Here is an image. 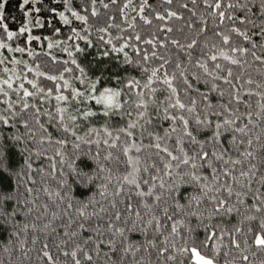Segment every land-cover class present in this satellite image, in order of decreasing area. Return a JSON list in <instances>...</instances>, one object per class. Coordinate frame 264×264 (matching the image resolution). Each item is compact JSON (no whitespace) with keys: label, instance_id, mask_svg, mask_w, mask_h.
I'll return each instance as SVG.
<instances>
[{"label":"snow or ice","instance_id":"obj_1","mask_svg":"<svg viewBox=\"0 0 264 264\" xmlns=\"http://www.w3.org/2000/svg\"><path fill=\"white\" fill-rule=\"evenodd\" d=\"M85 2L87 7L84 3L80 7L88 14L82 15L80 11L73 10L72 0H64L63 11L57 13L56 7L50 8L49 11L56 13L64 25L72 24V20L65 14L66 12L70 13L75 20L88 25L89 16L99 17L100 14L95 8L97 0H85ZM116 2L117 0H112V3ZM164 2L171 5L173 0H164ZM23 3L28 4L29 0H23ZM131 3L132 0H127L123 6L124 9L128 8ZM191 3L195 5L196 0H191ZM203 3L212 9L209 13V16L213 18L211 26L203 16H196L192 9H188L187 3L181 5L184 9H188L192 16H196L200 24L197 28L191 20L187 22L191 35L184 37L186 43H182L180 39L167 36L160 38L155 35L151 39L142 40L140 34L136 33L134 37L130 36L127 39L116 37L117 40L123 39V43L117 47L113 44V38L109 34L106 44L111 45L112 52L124 54V63L132 64L125 48L131 46L137 54L143 52L135 65L140 68L142 73L147 74L143 84L140 80L132 77L127 79L121 87L105 86L103 69L100 67L103 61H97V67L93 68L91 61L87 59L89 55L87 48L103 47L105 38L100 35L94 45L87 35H81V31L76 28L69 30L65 40L53 42L49 37H45L48 40V49L58 47L62 53H67L68 56V59H58L50 51L45 53L54 64L61 65L57 74L40 71L38 65L33 68L27 65V61L15 58L11 60V63L24 64L27 67V72L35 73L34 79H28L25 72L17 73L15 69L3 68V72L10 73V75L6 79L0 78V94L7 98L10 91L15 92L18 99L15 102L4 101L7 104L4 111L11 110V112L10 115L0 114V126L11 124L15 127L13 121L20 115V112L15 111V104L18 103L20 111L25 115H28L27 110L34 109L29 118L20 121L27 132L31 133L28 139L35 140L36 138L33 128L29 126V119H31L39 125V129L43 130L39 141L41 144L47 141L59 146L56 155L60 157L61 163L64 162L63 149L69 143L72 144L74 150H78L81 143L95 144L97 148L103 143L111 149L116 148L117 142H120L123 145L122 152L126 157L122 161L125 172L121 177L116 178L119 182L115 186L114 192H109L108 189L111 176L104 177L108 183L98 185V193H94L87 202L80 201L72 195V186L65 179L58 181L60 188L54 192L45 187L43 191L56 209L51 211L48 203L37 206L35 198L29 197L22 200L18 195L13 194V188L16 193H19L21 184L25 185L24 191L29 194L34 189L28 187L27 181L22 179L24 173L15 171L12 159L15 143L9 142V137L0 127V222L19 223L15 220L17 214L22 213L24 216H28L34 210L40 213L35 217L36 220L48 218L47 222L39 229L35 222L22 225L25 232L31 228L33 231L39 230L44 233L41 255L38 257L40 261H46L47 264H98V261L100 264H116L112 257L119 255L120 264H124L125 256L129 254L135 256L136 252L144 246L135 241L130 242L129 234L141 233L146 238L149 230L154 235L163 236L159 246L154 240L146 239L145 243L147 247L156 250L157 257L162 258L164 264H221L222 249L228 247L224 243L226 237L229 239V244L239 250L240 264L249 259L247 255H243L242 243L247 247L254 245L259 251L264 252V217L245 215L244 220L257 221L255 228L249 226L247 232L239 224L222 227L220 224L211 223L217 217L223 219L234 213L240 214L241 206L245 205L244 198L249 193L257 202L252 206L255 211L264 212V193H261L259 189L252 190L250 187L252 178L258 171L256 164L249 163L247 171L240 170L238 176L234 174L237 165H244L245 161L254 157L255 154L248 148L240 151V146L245 144V140L239 139V135H247L248 125L236 126V122L241 120L245 114L239 113L238 108L233 110L229 105L233 102L237 105L246 102L240 95V88L243 85L237 87L234 83L241 77L234 74L232 68L228 66H242L246 61H242L241 58L249 54L255 61L264 63V55H257L254 51L257 44L248 34V28L241 30L240 27L235 26L239 21L240 24L257 29L258 31L253 35L264 38V0H203ZM3 7L4 4L0 3V27L5 29L8 41L31 31L27 26L21 27L19 33L8 31L7 24L2 23ZM103 7L108 8L109 5L103 4ZM152 7L149 0H141L137 14L145 24L152 23L148 16L143 15L145 9ZM254 8L255 11H253ZM233 9H239L245 15L243 17L236 16ZM35 11L39 12L40 9L36 8ZM155 17L161 21L174 18L183 19L176 11L169 10H166V15L155 13ZM124 19L127 20V16ZM226 21H231L232 25H226ZM99 22L98 20L97 23ZM104 23L109 22L104 21ZM37 26H41L39 22ZM111 26L119 27L115 24H111ZM128 27L135 28V17ZM89 30H91L90 27ZM160 30L165 33L173 31L166 25ZM53 31L59 33L60 28H54ZM97 31L108 33V27L98 28ZM179 31H183V29H179ZM209 31L212 32L211 39L205 35ZM232 33L244 41L250 42L252 47L237 45L233 41ZM215 38H219L220 45L214 42ZM40 39L39 36L29 35L27 42L30 44L32 41ZM133 39L142 44L151 45L153 50L149 52L147 49L130 44L129 42ZM77 41H84V46L82 47ZM158 45L165 49L171 45L176 51L171 55H161L155 50ZM259 47L264 51V43ZM0 49L17 53L27 51L29 56L36 55L31 48H13L2 38H0ZM100 55L109 56L110 53L105 50ZM6 59V57L0 59V65L4 64ZM149 60L159 61V63L155 67H149L147 66ZM221 60L226 61L227 65L218 62ZM209 62H212L211 69ZM69 64L74 68L69 67ZM189 66L195 70L190 71ZM65 73L73 74V80L82 87H77L69 79H66ZM41 77L51 82V86H41L39 83ZM108 79H116L118 84L121 80L118 75ZM25 80L32 90L25 87ZM218 81L231 91L226 93V89L222 88ZM246 83L252 85L255 82L248 79ZM14 84L17 86L13 87ZM201 84L205 86L204 91L201 90ZM125 88L135 95V99L129 97L131 103L124 99L128 95ZM63 89L69 90L67 94ZM158 92L163 94V99L157 98ZM212 94H215L217 98L215 103ZM226 94L230 98L229 102L221 103L220 101ZM247 94L252 95L253 93L249 89ZM255 95L264 96V93L257 92ZM37 96L41 100L55 99L58 105L55 112L41 113L39 107L28 102L29 98ZM85 101L94 102L95 105L101 107L94 109L92 106L81 110L78 105L84 104ZM73 103L77 105L76 114L69 113L68 110V105ZM126 104L131 110H125ZM150 107L154 110L153 112H149ZM261 108L264 109V105H261ZM134 113L135 118L132 119ZM101 114L106 118L102 131L107 137L112 138L111 143H109V139L85 138L86 136L91 137L93 134L100 137V128L89 127L85 136L78 134L81 125L77 121L80 117L88 121ZM41 115L48 117L47 127L39 122ZM246 115L250 119L252 114L249 112ZM113 117L125 120V126L118 128L115 136L108 126V121ZM154 120L163 134L147 132L148 136L152 138V143L149 145L137 144L134 130L139 129L142 138L144 132L147 131L146 126L153 125ZM165 122L167 127L163 126ZM50 128L52 131L49 130ZM54 132L61 138H54ZM121 134L125 139H121ZM69 137L75 139L70 140ZM21 139L22 137L19 135L11 136V141L16 143ZM256 139L259 140V136ZM169 141L174 142L172 146H169ZM252 143V139L247 140L248 146H251ZM226 144L230 145L232 151L238 152L243 159H234L230 148L225 146ZM142 147L154 149V154L159 161V163L153 162L150 165L155 172V175H152L150 179L144 178L142 175V173H148L149 166H142L140 156L130 155L133 149L137 153L141 152ZM260 147L264 149V145H260ZM36 155L39 156L41 153L38 152ZM99 157L100 152L97 150L96 155L91 156V159L100 167V171L110 173L111 169L103 167ZM49 159L52 161L50 168L55 170L57 167L55 157H49ZM113 159L119 161V157L114 158L111 151H108L104 156V160L112 161ZM28 167L30 168L31 165L29 164ZM68 167L74 173L76 172L74 161L69 163ZM47 175L55 178V171L49 172ZM65 175L67 174L65 173ZM78 175L86 177V183H90L93 179L87 173L80 172ZM13 176L16 178L14 185L11 183ZM173 177H178V179H173ZM241 178H246L248 182L240 183ZM31 182L36 183L35 180ZM234 183L240 184V190L233 187ZM257 183L264 186V175L257 180ZM184 185H190L200 190L199 195H189L186 204L180 203V199L183 198L180 189ZM145 186L147 187L145 188ZM158 189L162 191L158 192ZM165 191L168 193L167 196H165ZM97 194L101 200L108 201L110 208L96 199ZM37 195H39L38 190ZM110 196L111 199H109ZM133 196L138 199L133 201ZM148 198H151L152 203L148 202ZM168 199L173 201L171 205L167 203ZM205 201L210 207H204ZM12 203H15L16 207L8 211L7 206ZM96 204H100V207H94L92 211L88 210L89 205ZM118 205L120 206L118 207ZM40 208H43V212H40ZM157 210L159 214H157ZM193 218L196 220L195 225L192 224ZM239 223H243V220ZM165 230H167V234H165ZM198 230L202 231V238L197 234ZM85 233L88 235L85 236ZM13 234L18 235V233ZM237 234L244 237L251 235L252 244L249 245L247 239L237 240ZM49 236L52 237L51 241L48 240ZM37 239H33V244ZM102 245L108 247L107 252L103 251ZM51 249L56 251L53 252ZM60 255L65 258L63 261L59 259ZM223 264H236V260L235 258L232 260L226 258Z\"/></svg>","mask_w":264,"mask_h":264},{"label":"trees","instance_id":"obj_2","mask_svg":"<svg viewBox=\"0 0 264 264\" xmlns=\"http://www.w3.org/2000/svg\"><path fill=\"white\" fill-rule=\"evenodd\" d=\"M0 3L4 4L2 9L3 15V24H7L8 31H16L19 33V29L21 27L27 26L31 29L30 32H25L22 35H18L12 41H8L5 36V29L0 27V38L4 39L6 43L10 44L13 48L15 47H28L31 48L35 56H29L28 52L25 51L24 53H17V52H9L7 49H0V59L6 57V61L4 64L0 65V78H7L10 73H4L3 68L7 67L9 69H15L17 73L25 72L27 73L28 79H34L35 73L27 72V67L24 64L15 65L11 63L13 58L17 60L27 61V65L35 68L37 65L39 66L40 71H44L49 74H57L58 69L61 68V65L54 64L51 61V58L45 53L51 52L52 55L57 56L58 59H68L67 53H62L58 47H54L52 49L47 48L48 40L45 37H49L53 42L57 40H65L67 35L69 34V30L71 28H76L78 31H81V35H87L89 39L92 40L93 44L97 43V39L100 35H103L105 38V45L103 47H88L87 52L89 53L87 59L91 61L92 67H97V61H103L100 67L103 69V75L105 77V86L111 87H121L123 83L132 77H135L137 80L141 81V84L145 82V77L147 74L142 73L140 68L135 66L136 61L143 55V52L137 54L133 47L129 46L125 48V51L128 53V56L132 60V64L124 63V54L123 53H116L111 51V45H107L106 41L109 38V34L113 38V44L117 47L123 43V39L117 40L116 37H122L127 39L128 37L139 33L141 39H151L153 35L156 37L164 38L165 36L173 39H180L182 43H186L187 41L184 39L186 35H191L190 30L187 27V22L191 20L192 23L196 25L198 28L200 26L199 21L196 19V16H203L205 20L208 21L209 25L211 26L213 18L209 16V13L212 9L208 8L207 5L203 3V0H196V4H192L191 0H173L171 5L164 2V0H149V4H151L152 8L145 9L143 15L148 16V18L152 21L151 24H145L143 20L140 19V16L137 14L139 5L141 0H132V3L129 5L128 8L124 9V4L127 3V0H117L116 3H112V0H97L95 4V8L99 12V17H91L89 16L88 25H84L81 21L75 20L74 17L71 16L70 13H65L69 16L72 20L71 25H64L62 21H60L59 16L56 13H52L49 11L50 8L56 7L57 13L59 11L64 10V0H29L28 4H24L23 0H0ZM84 3L85 7L87 4L85 0H72V8L75 11H80L81 14H88L83 11L80 5ZM187 3L188 9H192L196 16H192V13L188 9H184L181 7L182 4ZM103 4H108V8H104ZM39 8L40 11L36 12L35 9ZM136 9V10H134ZM166 10L169 11H176L179 16H182L183 19H172V20H158L155 17V13H159L161 15H166ZM236 16L243 17L245 15L239 9L232 10ZM255 11V8L253 9ZM127 16V20L124 17ZM133 17H135V28L128 27V24L132 22ZM114 18V19H113ZM256 19V17H253ZM100 21L97 23V21ZM104 21H108L109 23H104ZM41 26H37V24ZM111 24L118 25L119 27H112ZM171 27L173 31L171 33L161 32V28L164 26ZM226 25L231 26V21H226ZM236 27H240L241 30H244L246 27L248 28V34L252 36V41L257 44V48L254 49L257 55H264V51L261 50L259 45L264 43V38L253 35L254 32L258 30L255 28H251L246 24H240L239 21L235 24ZM89 27L91 30H89ZM101 27H108V33H100L97 31L98 28ZM54 28H60V32L56 33L53 31ZM223 28V26H222ZM179 29H183V31H179ZM123 30V31H121ZM29 35L32 36H39L41 39L39 41H32L30 44L27 42V37ZM208 38H212V32L209 31L205 34ZM233 41L237 45H243L244 47L251 48L252 45L248 41H244L241 37L237 36L235 33H232ZM203 39V37H201ZM217 45L221 44L219 38H215L214 41ZM71 43V41H69ZM83 47L85 42L84 41H77ZM130 44H134L141 49H147L149 52L153 50L151 45L142 44L139 41H135L134 39L129 42ZM227 48V46H224ZM109 51V56H102L100 55L103 51ZM161 55H171L172 52L176 50L168 46L167 49L160 47L159 45L155 49ZM195 55V53H194ZM183 59V57H181ZM174 59V57H173ZM242 61H246L243 63L242 66H235V65H228L232 68L234 74L239 75L241 78L238 81H234L237 87L243 85L240 88V95L243 97V100L246 103H241L237 105L235 102L231 103L229 106L233 110L236 108L239 109V113L245 114L242 116L241 120L236 122V126H242L243 124L248 125V133L247 135L240 134L239 139L245 140V144L240 146V151H244L245 148H248L249 151L254 152V157H250L248 161H245L244 165H237L236 169L234 170L235 175H239L240 170L247 171L249 163L256 164L258 171H256L255 176L252 178L251 181V189L256 190L259 189L261 193H264V186L257 183V180L264 175V149L260 147V145H264V109L261 108V105H264V96H257L255 93L261 92L264 93V63L259 61H255L252 56L249 54L245 57L241 58ZM224 65H227L226 61H218ZM159 61L149 60L147 66L155 67L157 66ZM83 66V64H82ZM69 67H73V65L69 64ZM209 68H212V62H209ZM189 70L192 69L189 66ZM199 71V70H196ZM223 74V73H220ZM91 75V73H90ZM118 75L121 80L120 83H117L116 79H108L109 77H113ZM65 78L69 79L75 86L82 87L79 83L73 80V74L65 73ZM248 79L253 80L255 83L252 85H248L246 81ZM25 87H28L29 90L31 86L27 84L26 80L24 81ZM39 83L43 87H50L51 82L47 81L46 78H39ZM221 87L226 89L227 91H231L227 86L223 85L222 82ZM17 85L14 84L13 87ZM156 87L157 85H153ZM201 90H205V86L203 84L200 85ZM251 90L253 93L252 95H248L247 91ZM65 93L69 91L68 89H63ZM147 92V90H144ZM125 92L128 93L127 96L124 97L125 100H129L131 103V99H135L134 93L130 92L128 89L125 88ZM157 98L163 99V94L158 92ZM18 99V96L15 92H9V96L6 98L3 94H0V114L2 115H10L11 110L5 112L4 109L7 107V104L4 102L6 100H10L15 102ZM213 102L217 101L215 94H212ZM229 96L226 94L223 98L221 103H228ZM28 102L30 104H35L37 107L40 108L41 113L45 111L55 112V108L58 106L55 99L51 101L41 100L39 96L29 98ZM81 110H84L86 107L94 106V109H99L100 105H95L94 102L85 101L84 104L78 105ZM77 105L75 103L68 105L69 113L76 114L75 108ZM125 110L129 109L128 104L125 105ZM15 111L20 112V115L15 118L13 123L15 127L11 124L0 126L3 128L4 133L6 136L9 137L10 143H15V147L13 150V162L14 168L16 172L24 173L25 175L22 176V179L27 181V186L32 187L34 191L29 194L24 191L25 185H20L19 193L15 192V188L12 189L13 194L19 196L20 199L26 198H35L37 206L41 205L42 203L50 204V210L55 211L54 205H52L51 200L49 197L44 193L43 189L47 187L50 191H56L60 188L58 181L60 179L67 180L68 184L72 186V195L80 200L87 202L94 193H98V185L102 183H108L107 180L104 179L105 176H111V182L108 183L109 192L115 191V186L119 182L116 178L121 177L122 174L125 172V166L122 161L126 158L122 152L123 145L120 142H117L116 148L109 149L107 145L101 143L99 148L95 144H84L81 143L80 149L74 150L72 144L69 143L64 149V162H60V157L56 155V150L59 148L58 145L54 143H49L45 141L41 144L40 138L42 135L43 130L39 129V125L36 124L34 120L29 119V126L33 128L35 133V140L28 139V136L31 133H28L25 129L23 123L20 121L22 119H27L31 115L34 109L27 110L28 115H25L24 112L20 111V104H15ZM154 110L150 107L149 112H153ZM251 113V117L246 115L247 113ZM259 113V115H257ZM135 118V113L133 114L132 119ZM105 119L102 114L98 117L90 118L88 121H85L82 117H80L77 121L81 127L78 129V134L81 136H85L89 127H96L101 129L100 137H97L93 134L91 137H85L86 139H109V143L112 142V138L106 136L105 133L102 131V127L105 124ZM127 119V118H125ZM251 120V122H250ZM40 123L45 124L48 126V117L46 115L40 116ZM108 126L111 131H113V136L116 134V130L122 126H125V120L121 119L120 117H113L108 121ZM164 127H167V123L163 124ZM147 131L144 132L142 138L140 135V130H134L136 133V143L140 145H149L152 143V138L148 136L147 132H160L161 128L156 126V121H153V125L146 126ZM52 131V129H49ZM19 135L22 139L16 143L11 141V136ZM54 138H61L55 132L53 133ZM259 136V140L256 137ZM70 140H74V137H69ZM121 139H125L124 135L121 134ZM252 139L253 143L251 146L247 145V140ZM79 142V141H77ZM174 142L169 141V146H172ZM226 147L230 148L231 154L234 159L240 157L238 152L232 151L230 145H225ZM97 150L100 152V161L101 165L105 168L111 169L110 173H105L100 171V167L96 164L94 160L91 159V156L96 155ZM108 151H111L113 157H119V161L113 159L112 161L104 160V156L107 154ZM41 153V155H36V153ZM155 150L151 148L142 147L141 152L137 153L134 149L130 153L132 156H140L142 161V166L146 165L149 166L148 173H142L144 178H149L152 175H155L154 170L150 167L153 162L159 163L157 157L155 156ZM87 154V155H86ZM49 157H55V162L57 167L55 170L50 168V161ZM78 157V158H77ZM76 166V172L74 173L69 167L68 164L73 162ZM31 165L29 168L28 165ZM55 171V178L47 175V173ZM83 172L87 173L88 176H92L93 179L90 183H86V177H81L78 173ZM65 173L67 175H65ZM95 175L93 176V174ZM207 174V172H206ZM31 177V179H29ZM173 179H178V177H173ZM211 179V177H210ZM35 180L36 183L33 184L31 181ZM16 181L15 176H13V180L11 183L14 185ZM171 182V181H169ZM246 178H241L240 183H247ZM147 186H145L146 188ZM234 188L240 190V184L234 183ZM37 190L39 191V195H37ZM158 192L162 190H157ZM180 192L182 194V199H180V203L186 204L189 195H199L200 190L193 188L190 185H184L181 187ZM63 194V193H62ZM168 193L165 191V196ZM112 197L110 196L109 199ZM96 199L100 201L105 206L110 208L107 200H101L100 196L97 194ZM119 199V198H117ZM138 198L133 196V201H136ZM234 199V197H233ZM245 199V205L241 206L240 214H233L230 217H225L223 219L217 217L214 218L211 223L212 224H220L222 227H231L232 225H237L244 229L247 232V228L252 226L255 228L257 221H247L244 220L245 215H256L257 217H264V212H256L255 208L252 207L257 202L252 198L251 193ZM148 202L152 203L151 198H148ZM167 203L171 205L173 201L171 199L167 200ZM30 206V205H29ZM120 205H118L119 207ZM16 207L15 203L9 204L7 206V210L11 211ZM99 208L100 204L96 205H89V211H92L93 208ZM204 207H210L205 201ZM40 212H43V208H40ZM40 213L37 211H33L28 216H24L22 213L17 214L15 220L19 223H3L0 222V264H47L46 261H40L38 257L41 255V248L44 242V233L40 232L39 230L33 231L31 228L27 232L23 231L22 225L27 224L30 222H35L39 227H42L44 223L47 222L48 218L44 220H36L35 217ZM157 214H159L157 210ZM106 218V217H105ZM243 223H239L242 221ZM59 223V222H57ZM196 220L192 219V224L195 225ZM107 227V225H105ZM13 233H18V235H14ZM165 234H167V230H165ZM198 235L202 238L203 233L202 231L198 230ZM85 236L88 233L84 234ZM38 238L36 243L33 244V239ZM52 237L49 236L48 240L51 241ZM154 240L157 246L163 240V236L161 235H154L151 230H149L147 237L141 233H130L129 234V241H135L144 245L140 248L139 251L136 252L135 256L131 254L124 257V264H164L162 258H158L156 254V250L150 247H147L145 240ZM237 240L243 241L244 239L248 240V244H252L251 235L247 237L241 236L237 234ZM225 245L228 247L222 249L221 253V264H223L224 259L232 260L235 258L236 264H240V252L236 250L229 244V239L226 237L224 240ZM51 247V245H50ZM104 252L108 251V247L105 245L101 246ZM119 247V245H118ZM241 248L244 249L243 255H247L249 257L248 261H244L243 264H264V252L259 251L254 245L251 247H247L243 243L241 244ZM147 249V250H146ZM55 252V249H51ZM59 259L63 261L65 258L60 255ZM112 260L116 262V264H120L119 255H113ZM98 264L100 262L98 261Z\"/></svg>","mask_w":264,"mask_h":264}]
</instances>
